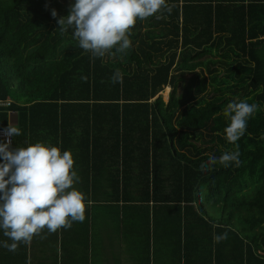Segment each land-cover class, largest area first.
Returning a JSON list of instances; mask_svg holds the SVG:
<instances>
[{
    "label": "trees",
    "instance_id": "1",
    "mask_svg": "<svg viewBox=\"0 0 264 264\" xmlns=\"http://www.w3.org/2000/svg\"><path fill=\"white\" fill-rule=\"evenodd\" d=\"M74 3L0 0V129L16 115L13 148L70 150L92 206L164 207L185 264H264V0H169L170 15L137 22L130 49L94 62L58 29ZM240 100L259 108L231 144L223 110ZM236 145L239 166L200 171Z\"/></svg>",
    "mask_w": 264,
    "mask_h": 264
},
{
    "label": "clouds",
    "instance_id": "2",
    "mask_svg": "<svg viewBox=\"0 0 264 264\" xmlns=\"http://www.w3.org/2000/svg\"><path fill=\"white\" fill-rule=\"evenodd\" d=\"M175 4L169 0H75L67 16L57 20L62 33L72 30L73 39L92 62L115 50L125 53L132 47L130 37L138 21L153 16L157 20L170 15ZM53 18L57 11L51 10ZM82 80L87 77L82 76ZM113 84L123 82V74L116 69L110 78ZM257 104L246 100L232 101L223 110L229 121L224 129L225 139L236 142L245 134L247 121L257 111ZM6 137L21 135L19 127L9 123ZM240 152L225 151L217 157L209 154L200 171H209L216 164L239 166ZM0 230L11 243L0 246L15 252L19 244H28L35 236L47 230L49 234L70 229L74 222H83L92 201L76 185L80 177L70 150L62 151L57 145L38 141L26 147H12L11 139L0 141ZM219 243L227 233L215 235Z\"/></svg>",
    "mask_w": 264,
    "mask_h": 264
},
{
    "label": "crops",
    "instance_id": "3",
    "mask_svg": "<svg viewBox=\"0 0 264 264\" xmlns=\"http://www.w3.org/2000/svg\"><path fill=\"white\" fill-rule=\"evenodd\" d=\"M10 119L16 126V115L11 114ZM76 187L86 194L83 181ZM121 221L127 228H119L124 223ZM41 235L46 238L35 236L30 243L19 244L15 252L0 246V264H185L187 261L182 240L167 238V217L161 206L122 209L91 205L86 208L82 223L74 222L70 229L52 234L45 230ZM3 241L11 243L0 230V242ZM189 254L192 257V252Z\"/></svg>",
    "mask_w": 264,
    "mask_h": 264
},
{
    "label": "rangeland",
    "instance_id": "4",
    "mask_svg": "<svg viewBox=\"0 0 264 264\" xmlns=\"http://www.w3.org/2000/svg\"><path fill=\"white\" fill-rule=\"evenodd\" d=\"M190 76L188 75V76H186V78H189ZM179 85H182V82L179 84ZM170 92H171V88L170 87H168L165 91H163L161 94L163 95V97L166 99V100H168V98H169V95H170ZM210 210H211V212L216 216H220V214H221V210L219 209V208H217V207H210ZM119 228L122 230V227H120L119 226ZM131 236V235H130ZM176 237H178L177 235H175L174 237H173V239L174 238H176ZM133 237L131 236V239H132ZM108 264V263H107Z\"/></svg>",
    "mask_w": 264,
    "mask_h": 264
},
{
    "label": "built area",
    "instance_id": "5",
    "mask_svg": "<svg viewBox=\"0 0 264 264\" xmlns=\"http://www.w3.org/2000/svg\"><path fill=\"white\" fill-rule=\"evenodd\" d=\"M10 102H11V100H7L6 102H0V105L1 106H7V104L10 103ZM8 139H11V141H12V147H13L14 137H6L4 135V129L3 128L0 129V141H6Z\"/></svg>",
    "mask_w": 264,
    "mask_h": 264
}]
</instances>
